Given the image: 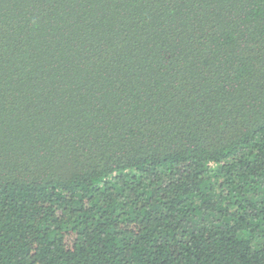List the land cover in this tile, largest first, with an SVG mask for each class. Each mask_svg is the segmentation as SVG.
Segmentation results:
<instances>
[{
	"label": "trees",
	"instance_id": "trees-1",
	"mask_svg": "<svg viewBox=\"0 0 264 264\" xmlns=\"http://www.w3.org/2000/svg\"><path fill=\"white\" fill-rule=\"evenodd\" d=\"M0 264H264V0H0Z\"/></svg>",
	"mask_w": 264,
	"mask_h": 264
}]
</instances>
